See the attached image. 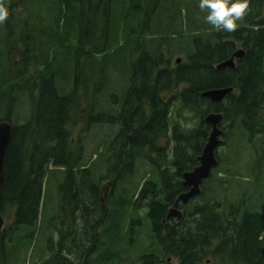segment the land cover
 Wrapping results in <instances>:
<instances>
[{"label":"trees","instance_id":"obj_1","mask_svg":"<svg viewBox=\"0 0 264 264\" xmlns=\"http://www.w3.org/2000/svg\"><path fill=\"white\" fill-rule=\"evenodd\" d=\"M4 4L0 122L13 138L0 264H264V0L231 33L199 0ZM229 87L221 103L202 97ZM211 113L226 148L183 218L168 219ZM100 128L111 135L89 154Z\"/></svg>","mask_w":264,"mask_h":264},{"label":"water","instance_id":"obj_2","mask_svg":"<svg viewBox=\"0 0 264 264\" xmlns=\"http://www.w3.org/2000/svg\"><path fill=\"white\" fill-rule=\"evenodd\" d=\"M17 1L22 2L23 0ZM244 54V50L239 49L232 56V58L218 64L217 69L222 70L226 68H234L235 60L242 58ZM177 62L180 63L181 59H178ZM233 91L234 89L232 87L212 89L203 92L202 97L207 98L214 103H221L226 98V96ZM205 121L212 127L208 142L204 147L202 155L199 157V165L192 171L184 173L183 186L189 189V191L182 193L178 197L174 207L169 209V213L167 215L168 219L174 218L180 221L183 218V211L179 209V206L181 204L187 205L192 199H195L201 195V186L211 177L214 169L218 167L219 161L217 158V152L219 147L224 144V141L221 139L223 131L220 129V125L223 121V114L211 113L207 115ZM12 138L13 124L8 120L0 122V199L3 187L6 183V161L8 150L12 143ZM4 223L5 221L0 210V233L2 232Z\"/></svg>","mask_w":264,"mask_h":264},{"label":"clouds","instance_id":"obj_3","mask_svg":"<svg viewBox=\"0 0 264 264\" xmlns=\"http://www.w3.org/2000/svg\"><path fill=\"white\" fill-rule=\"evenodd\" d=\"M250 0H199V8L207 13L206 22L217 30L234 32L238 21L249 11ZM8 17L4 0H0V23Z\"/></svg>","mask_w":264,"mask_h":264},{"label":"rangeland","instance_id":"obj_4","mask_svg":"<svg viewBox=\"0 0 264 264\" xmlns=\"http://www.w3.org/2000/svg\"><path fill=\"white\" fill-rule=\"evenodd\" d=\"M178 58L180 59L181 56H176V57L174 58V60H176V59H178ZM181 59H182V58H181ZM21 123H22V122H21ZM81 126H82V124L77 126V128H76V131H77V132L80 130ZM115 128H117V127H115ZM117 129H118V128H117ZM77 132L75 133L76 136H78V135H77ZM111 132H112V130H111L110 128H100V130H99V129H95L91 134H89V138H88V142H89L88 153H89V154H92V153L94 152L93 149H94V148L96 147V145H98L99 142L102 140L100 137L105 136V134H106V136H107V135H111ZM106 138H108V137H106ZM109 139H110V138H109ZM111 139H112V138H111ZM90 141H91V142H90ZM225 148H226L225 146H223V147L220 146L219 149H218V151L224 150ZM139 171H140V173H142V172H143V169L140 168ZM110 189H111V187L108 186L107 183H105V185H104V189H103V192H102L103 199H106V198H107V196H108L109 193H110ZM261 192L264 193V187H262ZM262 195H263V194H262ZM258 201H260L259 203H260L261 205H263V204H264V197L260 196V197L258 198ZM6 224H7V222H6ZM44 240H45V237H44V236L38 238V240H37V243H38L37 248H39V247H43V246L46 245V242H44ZM126 254H127V253H126ZM128 254H129V253H128ZM128 254H127V255H128ZM177 263H178V262H177L176 260H173L171 264H177Z\"/></svg>","mask_w":264,"mask_h":264},{"label":"flooded vegetation","instance_id":"obj_5","mask_svg":"<svg viewBox=\"0 0 264 264\" xmlns=\"http://www.w3.org/2000/svg\"><path fill=\"white\" fill-rule=\"evenodd\" d=\"M202 187V186H201ZM187 189V188H186ZM189 191V189H187L185 192H188ZM184 192V193H185ZM179 209H180V206H179ZM3 216V215H2ZM4 218V217H3ZM173 220H175V221H177V222H179L178 220H176V219H174V218H172ZM4 221H5V223H4V227L2 228V232H3V229L5 228V226H6V220H5V218H4ZM2 232L0 233V236H1V234H2ZM172 261L173 260H169L168 261V264H171L172 263Z\"/></svg>","mask_w":264,"mask_h":264},{"label":"bare ground","instance_id":"obj_6","mask_svg":"<svg viewBox=\"0 0 264 264\" xmlns=\"http://www.w3.org/2000/svg\"><path fill=\"white\" fill-rule=\"evenodd\" d=\"M230 69V68H229ZM212 128V127H211ZM224 134V133H223ZM218 156V155H217ZM213 174V173H212ZM194 200V199H193Z\"/></svg>","mask_w":264,"mask_h":264}]
</instances>
